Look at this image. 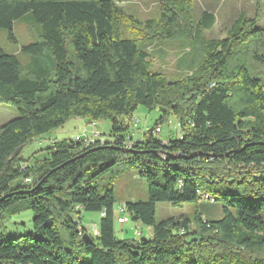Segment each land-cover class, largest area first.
I'll use <instances>...</instances> for the list:
<instances>
[{"label": "trees", "instance_id": "16d2710c", "mask_svg": "<svg viewBox=\"0 0 264 264\" xmlns=\"http://www.w3.org/2000/svg\"><path fill=\"white\" fill-rule=\"evenodd\" d=\"M126 0H0V29L17 44L14 24L32 14L36 41L21 51L55 62L53 77L38 62L21 77L15 54L0 47V102L18 116L0 127V264H264V27L259 13L243 18L221 40L201 47L192 75L169 82L151 71L149 53L123 37ZM259 9V4H258ZM160 28L193 41L213 28L195 24L190 0H166ZM151 23V22H149ZM253 65L262 67L256 71ZM139 107L160 118L130 138ZM109 121L93 142L55 140L43 159L22 154L68 121ZM171 118L180 135L153 131ZM136 168L149 183L147 202L123 206L129 222L153 236L118 240L114 180ZM30 180L29 183L26 181ZM208 198L209 201H204ZM213 200V202L211 201ZM29 201L33 231L6 238L9 210ZM159 203H208L217 219L195 210L156 222ZM81 207L82 210H77ZM85 212L101 214L99 236H80ZM119 224V223H118Z\"/></svg>", "mask_w": 264, "mask_h": 264}, {"label": "rangeland", "instance_id": "374dc122", "mask_svg": "<svg viewBox=\"0 0 264 264\" xmlns=\"http://www.w3.org/2000/svg\"><path fill=\"white\" fill-rule=\"evenodd\" d=\"M166 0H126L119 4L126 16L130 17L122 26L123 37L135 39L140 45V49L149 53L150 69L152 72L162 74L169 82H179L197 67V57L202 54V45L208 41L221 40L227 36V31L233 21L240 13L246 15L248 19L256 17L260 25L264 27V0H190L193 4V15L195 24L199 22L202 12L207 11L216 17V23L212 30L204 31L201 37L193 41L191 38L183 37L182 32H178L174 37L169 38L166 32L160 28L161 5ZM259 4V9H258ZM151 22V23H149ZM40 26L36 23L32 14H28L14 24V34L17 44L9 40V32L0 29V47L7 54H15L21 63V77H31L35 72V63L38 62L47 70L48 77H53L55 62L52 52L47 50L41 57H33L21 51L22 45L36 41V34ZM255 70L260 71L262 67L253 65ZM18 116L17 109L11 104L0 102V125H3ZM133 118L140 121L142 129H151L160 118L158 110L149 111L145 107H139ZM97 124V125H96ZM103 124V125H101ZM101 126L97 122L91 123L88 120L68 121L63 127L54 130L43 140H38L23 150V158L28 163H33V156L43 159L50 142L64 139H77L93 137V134L100 130L108 135L111 124L109 121H102ZM179 121L171 118L169 124L162 125L160 137L166 139L169 135H180ZM116 197L115 213L120 218V208L130 202H147L149 200V183L141 177L140 171L136 168L122 169L114 180ZM211 219L221 217L220 207L208 203L200 205L184 204L173 206L166 203H159L156 207V222L160 223L170 217L186 215L192 218L195 210ZM9 220L6 225V238H16L33 231V212L30 210L29 201H22L9 210ZM101 214L85 212L82 214V222L86 228L93 226L99 228ZM137 232H142L143 237L151 238L153 230L141 224L129 222L126 225L115 226V235L118 240H133L137 238Z\"/></svg>", "mask_w": 264, "mask_h": 264}, {"label": "built area", "instance_id": "2783aa9c", "mask_svg": "<svg viewBox=\"0 0 264 264\" xmlns=\"http://www.w3.org/2000/svg\"><path fill=\"white\" fill-rule=\"evenodd\" d=\"M180 129V125L178 126ZM149 131V129H142L140 127V121L137 118H133L132 120V128L129 132V136L130 138L133 139H137V138H141L144 136V134ZM162 132V126H158L154 131L153 134L155 136H159ZM101 133H99V131H96L93 134V137H85L86 140H90L91 142H93L95 139L99 138ZM30 180H27V183H29ZM204 201H209L208 198H205L204 196ZM213 202V200H211ZM77 210H82L81 207H78ZM120 213L122 214V216L120 218L117 219L119 225H126L127 223H129L128 217L126 216V210L124 207L120 208ZM86 234H90L92 237H98L99 236V230L97 227L93 226L91 229L87 228L86 231H84L83 229L80 230V236H85ZM143 235L142 232H137V237H141Z\"/></svg>", "mask_w": 264, "mask_h": 264}, {"label": "crops", "instance_id": "0c3cea01", "mask_svg": "<svg viewBox=\"0 0 264 264\" xmlns=\"http://www.w3.org/2000/svg\"><path fill=\"white\" fill-rule=\"evenodd\" d=\"M204 13H208V14H212V13H209V12H207V11H204V12H202V14H201V17H200V20L202 19V16H203V14ZM214 17H215V15L214 14H212ZM243 18H247L246 17V15H244L243 13H240L239 15H238V17L233 21V23H232V25L229 27V29H228V31H230L240 20H242ZM215 19H216V17H215ZM199 20V21H200ZM216 23V22H215ZM215 25V24H214ZM214 27V26H213ZM213 29V28H212ZM211 29V30H212ZM210 31V30H209ZM228 31H227V33H228ZM75 121H83V119H80V118H75ZM101 122L102 121H99V122H97L98 123V126H100V127H102L101 125H103V124H101ZM0 124H2V123H0ZM101 124V125H100ZM4 125V124H3ZM97 125V124H96ZM2 125H0V127H1ZM98 130H100V128L98 129L97 128V131ZM104 133V132H103ZM55 140H57V139H55ZM55 140H53V141H51L50 142V144H52ZM68 140H72V139H68ZM78 140V139H77Z\"/></svg>", "mask_w": 264, "mask_h": 264}, {"label": "water", "instance_id": "95a60500", "mask_svg": "<svg viewBox=\"0 0 264 264\" xmlns=\"http://www.w3.org/2000/svg\"><path fill=\"white\" fill-rule=\"evenodd\" d=\"M84 240L87 241V242H91L90 237H89L88 235H86V236L84 237Z\"/></svg>", "mask_w": 264, "mask_h": 264}, {"label": "bare ground", "instance_id": "6f19581e", "mask_svg": "<svg viewBox=\"0 0 264 264\" xmlns=\"http://www.w3.org/2000/svg\"><path fill=\"white\" fill-rule=\"evenodd\" d=\"M27 182V181H26Z\"/></svg>", "mask_w": 264, "mask_h": 264}]
</instances>
